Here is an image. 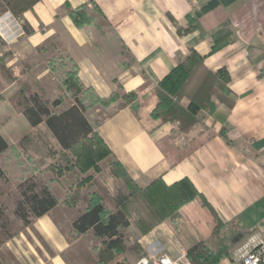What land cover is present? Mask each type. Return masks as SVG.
<instances>
[{
  "label": "crops",
  "instance_id": "1",
  "mask_svg": "<svg viewBox=\"0 0 264 264\" xmlns=\"http://www.w3.org/2000/svg\"><path fill=\"white\" fill-rule=\"evenodd\" d=\"M83 7L105 23L91 26L89 36L69 14ZM214 46L218 49L212 51ZM192 50L205 57L209 70L228 71L234 107L218 104L182 133L152 113L157 86ZM57 61L66 71L75 66L81 83L101 98L119 88L137 95L123 108L111 106L104 118L99 108L88 112L112 152L101 168L119 163L143 189L161 178L167 186L188 179L198 191L174 226L156 220L135 198L127 214L139 250L126 251L120 262L137 264L158 255L178 259L200 242L217 251L221 238L230 255L218 264H241L235 254L264 240V0H39L21 19L5 12L0 16V110L7 113L0 123H14L9 111L18 107L21 90L49 101L61 95V82L53 76ZM199 142L183 158L185 148ZM114 178L122 187L108 191L122 198L127 188ZM43 220L52 232L41 228ZM86 237L95 239L89 232L77 244L84 246ZM2 242V264H67L63 254L73 246L49 215Z\"/></svg>",
  "mask_w": 264,
  "mask_h": 264
},
{
  "label": "trees",
  "instance_id": "2",
  "mask_svg": "<svg viewBox=\"0 0 264 264\" xmlns=\"http://www.w3.org/2000/svg\"><path fill=\"white\" fill-rule=\"evenodd\" d=\"M38 2L39 0H0V16L7 12L21 19L24 13ZM69 14L76 26L87 36L91 26H98V23L105 25L97 13L89 12L85 7L78 11H70ZM217 49V46H214L212 51ZM230 80L226 69L216 72L209 70L205 66V57L192 50L157 86L158 104L152 117L163 123L177 124L180 132L188 133L199 123L200 113L213 114L218 104L233 109ZM61 85L62 93L54 101H49L36 92L21 90L16 104L31 127L44 125L60 149L72 153L73 166L79 170L83 178L79 180L73 192L71 199L73 201L69 202L66 199L64 204L74 206L83 200L86 207L73 220L71 224L73 232L67 235L59 227V221L54 216L59 201L49 186L40 185L34 179H27L19 186L20 198L15 204V215L26 227L32 226L35 220L46 215L52 217L55 225L67 236L69 244H73L72 249L63 254L67 264H124L120 262L122 254L128 250H139L137 240L130 242V236L134 233L127 214L135 198L142 199L148 205L154 212L156 220L174 226L181 208L197 198L198 191L188 179L167 186L160 178L145 189L140 188L127 171L119 163L114 162L111 166L112 172L124 183L128 193L122 198L112 197L108 189L90 173L92 170L100 173L101 163L112 152L97 132L96 123H92L88 112L98 108L106 109L115 103L118 104V108H123L133 102L137 95L122 94L119 88L109 98H101L93 89L86 88L81 83L75 66L67 69ZM122 99L124 103H120ZM201 143L188 148L183 158L191 154ZM8 149L9 143L0 132V156ZM179 160L172 161L174 163L172 165ZM4 214V206L0 201L1 228L6 238H11ZM89 232L97 240L92 250L89 251L82 245L73 249L75 246L73 239L85 236ZM2 245L3 242L0 240V249ZM229 255V248L221 238L217 251L211 250L204 242L195 244L187 251L192 264H218ZM1 260L0 255V264Z\"/></svg>",
  "mask_w": 264,
  "mask_h": 264
},
{
  "label": "rangeland",
  "instance_id": "3",
  "mask_svg": "<svg viewBox=\"0 0 264 264\" xmlns=\"http://www.w3.org/2000/svg\"><path fill=\"white\" fill-rule=\"evenodd\" d=\"M60 57L64 60L63 56ZM65 66L62 61H57L55 64L53 76L59 82H62L65 75ZM57 82L54 85H57ZM120 103H124V100H120ZM113 105L118 106L117 103ZM108 109L110 107L102 109L97 114L101 115V118H104L110 113ZM6 113V111L0 110V120H4L3 118L6 116ZM20 113L18 107H16L14 112L9 111V114L13 116L14 123H0V132L9 143V149L0 156V201L4 206V219L8 223V232L11 235L12 233L18 235L19 232L25 231L24 224L15 215V204L20 198L19 186L27 179H34L40 185L51 187L54 193L52 194L59 201V206L54 212V216L59 221V227L67 235L71 234L73 232L71 221L78 216L80 211L84 210L86 203L80 200L74 206H67L64 204V201L68 199L70 202L77 183L83 176L73 166L74 157L72 153L62 151L44 125L33 128L28 123H24ZM92 120L99 121L98 118H92ZM195 144L192 143L190 147ZM186 152L187 148H185L183 154ZM110 166L104 164L100 173L93 170L90 173L102 185H106L107 189L111 188L113 192L122 187V184L112 176L113 172ZM111 196L113 197V194ZM1 223L2 221H0V240L3 241L6 235L2 231ZM78 239H73L75 245L73 249L78 246L80 247L76 242ZM66 241L69 243L67 239ZM130 242L133 243V240H130ZM82 243L83 247L87 248V246L91 247L96 244L97 240L86 237Z\"/></svg>",
  "mask_w": 264,
  "mask_h": 264
},
{
  "label": "built area",
  "instance_id": "4",
  "mask_svg": "<svg viewBox=\"0 0 264 264\" xmlns=\"http://www.w3.org/2000/svg\"><path fill=\"white\" fill-rule=\"evenodd\" d=\"M11 19V18H10ZM22 25V22L18 20ZM235 258L241 264H262L264 263V240L254 243L251 247H244L235 254ZM187 255H182L178 259H172L168 255H158L144 257L137 264H188Z\"/></svg>",
  "mask_w": 264,
  "mask_h": 264
},
{
  "label": "bare ground",
  "instance_id": "5",
  "mask_svg": "<svg viewBox=\"0 0 264 264\" xmlns=\"http://www.w3.org/2000/svg\"><path fill=\"white\" fill-rule=\"evenodd\" d=\"M40 223H42L41 225V228L43 229V230H48V231H53V228L51 227L52 225L47 221V220H43L42 222H40Z\"/></svg>",
  "mask_w": 264,
  "mask_h": 264
},
{
  "label": "water",
  "instance_id": "6",
  "mask_svg": "<svg viewBox=\"0 0 264 264\" xmlns=\"http://www.w3.org/2000/svg\"><path fill=\"white\" fill-rule=\"evenodd\" d=\"M242 237H243V236H242V235H240L239 237H237V240H239V239H242Z\"/></svg>",
  "mask_w": 264,
  "mask_h": 264
}]
</instances>
